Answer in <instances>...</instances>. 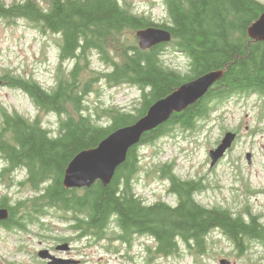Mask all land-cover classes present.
I'll return each instance as SVG.
<instances>
[{"label":"trees","instance_id":"16d2710c","mask_svg":"<svg viewBox=\"0 0 264 264\" xmlns=\"http://www.w3.org/2000/svg\"><path fill=\"white\" fill-rule=\"evenodd\" d=\"M163 2L168 19L163 23L137 14L127 0H57L47 10L34 8L28 0L12 10L0 11V15L8 17L23 15L38 23L43 32L59 34L60 58L74 60L67 74L56 75L52 90L36 80L7 73L10 86L23 89L36 106L59 117L55 134H50L36 119L18 112L5 115L0 128V153L10 164L7 173L14 166L25 169L27 174L19 184L35 191L14 202L10 197L0 201V206L9 211L2 222L7 228L27 231L38 223V228L45 230L44 216L54 209L55 214L71 221L78 236L94 240L109 237L128 243L133 234L148 235L155 242L153 253L161 255H173L179 250L203 254L207 237L215 230L240 253L247 249L248 241L259 240L264 245L260 216L246 210L244 214H234L222 206L202 205L196 195L205 188L203 180L181 179L174 173L173 163H162L153 171L168 180V191L175 196L173 204L162 200L146 203L133 191L132 179L139 170V146L154 142L173 127L192 128L198 119L209 115L213 101L240 93L264 95V40H253L247 34V27L264 11V3ZM149 26L167 29L171 40L140 49L135 31ZM168 46L187 58L184 71L162 60ZM91 51L108 69L90 70L92 74L84 77ZM211 70H222L223 76L197 102L144 133L129 148L108 184L104 186L97 180L90 187L62 185L64 170L76 153L96 146L114 129L135 122L153 102L180 84ZM99 77L108 86L127 84L138 88V107L131 111L117 106L97 107L94 115L106 117L108 123H96L87 112L84 96L92 91ZM112 224L119 228L117 234H113ZM58 239L67 240L62 236Z\"/></svg>","mask_w":264,"mask_h":264},{"label":"rangeland","instance_id":"374dc122","mask_svg":"<svg viewBox=\"0 0 264 264\" xmlns=\"http://www.w3.org/2000/svg\"><path fill=\"white\" fill-rule=\"evenodd\" d=\"M127 2L134 12L156 23L168 20L163 0ZM58 42L59 34L43 32L33 22L13 23L0 19V75L9 72L13 76L30 78L52 90L56 75L67 74L74 63L73 59L60 58ZM161 58L178 70L184 71L187 67V58L170 46ZM88 65L84 77L92 74L90 70L108 69L95 51L90 52ZM11 87H0V110L18 112L29 119L40 115L43 127L55 134L58 115H44L23 89ZM139 103L138 88L127 84L108 86L100 77L93 82L92 91L84 96L87 112L99 124H107L108 120L94 115L95 108L117 106L131 111ZM210 106L213 108L209 115L198 119L192 128L173 127L170 133L154 142L139 146V170L132 179L133 191L146 203L162 200L173 204L175 196L168 191V180L153 173L162 163H173L174 173L181 179L203 180L205 188L196 195L202 205L222 206L234 214H244L246 210L257 214L264 222V95L234 94L213 101ZM226 131H237L238 136L225 155L210 167L208 152L217 146ZM247 153L250 162L246 159ZM26 174V170L20 168L11 176L12 182L3 184L0 181V196L6 194L14 202L33 195L35 191L17 183L25 179ZM61 216L55 214L54 209L49 210L43 219L45 230H40L38 223L30 225L29 231L20 232L0 226V264H45L37 251L64 242L58 239L60 236L72 246L70 253L56 248L51 252L79 259V264H220L221 258L228 259L229 264H264V245L259 240L248 241L247 249L240 253L217 230L208 235V246L203 254L192 255L179 250L173 255H161L153 253L155 242L148 235L133 234L128 243L109 237L94 240L78 236L71 228V221ZM112 225L113 234H117L119 228Z\"/></svg>","mask_w":264,"mask_h":264},{"label":"water","instance_id":"95a60500","mask_svg":"<svg viewBox=\"0 0 264 264\" xmlns=\"http://www.w3.org/2000/svg\"><path fill=\"white\" fill-rule=\"evenodd\" d=\"M247 34L257 41L264 40V11L247 27ZM137 46L149 49L160 43H168L171 33L160 27L149 26L135 31ZM223 76L222 70H211L180 84L166 96L153 102L146 112L135 122L118 127L94 147L76 153L68 162L62 179L65 188L90 187L95 181L106 185L112 179L116 168L125 160L129 148L137 144L141 136L164 123L173 113L181 112L189 105L202 98L208 89ZM1 84V81H0ZM236 133L226 131L217 146L209 150L210 167L221 159L236 139ZM250 162V154H246ZM9 216L7 208H0V221ZM58 251H68V242L55 246ZM37 256L47 264H79L75 258H61L53 255L47 248L39 249ZM220 264H229V260L221 258Z\"/></svg>","mask_w":264,"mask_h":264},{"label":"flooded vegetation","instance_id":"af4514ba","mask_svg":"<svg viewBox=\"0 0 264 264\" xmlns=\"http://www.w3.org/2000/svg\"><path fill=\"white\" fill-rule=\"evenodd\" d=\"M25 1H28V0H0V11L1 12H6V11H9V10H12V9H14L16 6H21V5H23L24 3H25ZM29 1H31L32 2V6H34V8H36V9H38V10H40V9H43V10H47V9H49V7L52 5V3L53 2H55V1H57V0H29ZM60 1H62V0H60ZM42 5V6H41ZM43 6H45V7H43ZM0 19H4V20H7V21H9V22H13V23H15V22H17V21H19V20H26V21H28V22H30L31 24H32V22H33V24L35 23V24H37L38 26H39V24L38 23H36V22H34V20H32V19H30V18H27V17H25V16H23V15H13V16H10V17H8V16H5V15H0ZM57 34V33H56ZM178 53H180V52H178ZM180 54H182V53H180ZM7 73H9V72H5L4 74H1L0 75V81H1V84H0V87H4V88H8V87H11L10 86V84H8V80H7V78H6V76H7ZM11 88H17V89H19V90H22L21 88H19V87H16V86H13V87H11ZM25 92V91H24ZM26 93V92H25ZM27 94V93H26ZM244 94V93H243ZM36 106V105H35ZM37 107V109L39 110V111H41V112H43L44 113V115H47V114H54V115H56L53 111H48V110H45V109H41V108H39L38 106H36ZM8 113H13V112H9L8 110H6V109H4V108H2L1 110H0V128H1V125L3 124V120L5 119V115H7ZM41 116L40 115H36L35 116V118L34 119H36V120H38L39 122H40V124L42 125L43 123L41 122ZM43 126V125H42ZM236 135L238 136V132L236 131ZM237 136H236V138H237ZM225 155V154H224ZM0 161L2 162L1 164H0V181L3 183V184H7V182H12V180H11V176L12 175H14L16 172H17V170L19 169V168H17L16 166H14V167H12V169H11V171L9 172V173H7V168L8 167H10V164H8L9 162L3 157V155L0 153ZM20 170V169H19ZM24 179H22V181H23ZM21 180H18L17 181V183H19ZM3 199H6V200H8V196L6 195V194H4V195H2V196H0V201L1 200H3ZM0 208H4L3 206H0ZM3 221H6V220H2V221H0V226L3 228V229H6V230H10L9 228H7L5 225H3ZM14 230H16L15 228H14ZM17 231H19V230H17ZM27 231H29V230H27ZM20 232V231H19ZM64 242H68V241H64ZM59 243H61V242H58V243H56V245L57 244H59ZM69 243V242H68ZM55 245V246H56ZM69 245H70V243H69ZM55 246H48L47 247V249L50 251V253H52L53 252V248H55ZM71 248H72V246L70 245V248H69V251H68V253H70V251H71ZM40 249H43V248H40ZM52 251V252H51ZM55 252V251H54ZM53 255H54V253H52ZM55 255H57V254H55ZM57 257H61V258H74V257H71V256H59V255H57ZM39 259V258H38ZM76 259V258H75ZM40 260V259H39ZM41 262H43V263H47V261H45V260H40Z\"/></svg>","mask_w":264,"mask_h":264}]
</instances>
